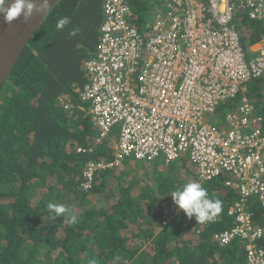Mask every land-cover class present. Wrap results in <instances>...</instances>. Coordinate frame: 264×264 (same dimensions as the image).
Masks as SVG:
<instances>
[{
	"label": "trees",
	"instance_id": "obj_1",
	"mask_svg": "<svg viewBox=\"0 0 264 264\" xmlns=\"http://www.w3.org/2000/svg\"><path fill=\"white\" fill-rule=\"evenodd\" d=\"M103 2L60 0L0 92V264H244V243L221 246L213 239L233 225L228 208L239 197L224 185L225 174L201 182L187 157L166 167L158 159L146 163V173L137 167L117 178L114 169L98 171L92 189H82L88 164L112 161L120 140L115 127L97 143L100 131L79 93L89 79L86 64L97 54ZM130 4L137 12L143 8L140 0ZM135 11L132 23L148 40L152 26ZM62 17L71 23L57 30ZM234 24L250 55L264 36L262 23L237 15ZM73 29L77 35L70 37ZM249 85L247 95L264 117V81ZM181 168L187 170L183 177L176 173ZM190 181L222 202L215 222L198 224L183 211L162 218L158 207L174 202L168 194ZM49 202L67 205L78 222L69 226L63 217L49 219ZM248 206L264 228V209L252 200ZM257 247L264 251V240Z\"/></svg>",
	"mask_w": 264,
	"mask_h": 264
},
{
	"label": "built area",
	"instance_id": "obj_2",
	"mask_svg": "<svg viewBox=\"0 0 264 264\" xmlns=\"http://www.w3.org/2000/svg\"><path fill=\"white\" fill-rule=\"evenodd\" d=\"M102 12L97 54L79 93L100 131L97 143L115 127L120 140L112 161L88 164L82 189H92L98 171H123L129 159L169 165L187 157L201 182L225 174L224 185L239 194L228 208L233 225L214 241H241L244 264H264L257 247L264 228L248 206L264 209V117L247 95L250 82L264 81V36L249 55L234 26L239 15L264 27V0H167L148 40L132 23L130 0H104ZM225 102L230 112L221 116ZM159 211L169 220L182 210L169 201Z\"/></svg>",
	"mask_w": 264,
	"mask_h": 264
},
{
	"label": "clouds",
	"instance_id": "obj_3",
	"mask_svg": "<svg viewBox=\"0 0 264 264\" xmlns=\"http://www.w3.org/2000/svg\"><path fill=\"white\" fill-rule=\"evenodd\" d=\"M50 5L51 0H0V17L3 18L4 23L9 25L20 18L23 19L25 24H28L34 14H47ZM70 23L69 17H62L57 21L56 28L57 30H63ZM77 32L78 29H73L69 33V36L74 37L77 35ZM252 102L255 104L253 100ZM120 171L119 169L118 172ZM168 195H171L174 204L189 219L195 217L198 224L213 220L222 210V202L219 199L210 198L207 189L200 182H187L181 188L171 191ZM47 209L49 219L55 220L58 217H63V223L69 226L75 225L78 222V217L73 213V210L65 204L49 202ZM89 264H96V261L91 260Z\"/></svg>",
	"mask_w": 264,
	"mask_h": 264
},
{
	"label": "water",
	"instance_id": "obj_4",
	"mask_svg": "<svg viewBox=\"0 0 264 264\" xmlns=\"http://www.w3.org/2000/svg\"><path fill=\"white\" fill-rule=\"evenodd\" d=\"M60 0H51L47 14H34L32 20L25 24L20 18L11 25L4 23L0 17V92L11 76L25 48L41 27L45 18Z\"/></svg>",
	"mask_w": 264,
	"mask_h": 264
},
{
	"label": "rangeland",
	"instance_id": "obj_5",
	"mask_svg": "<svg viewBox=\"0 0 264 264\" xmlns=\"http://www.w3.org/2000/svg\"><path fill=\"white\" fill-rule=\"evenodd\" d=\"M141 1V3L143 4V8H142V10L140 11V12H137V11H135L133 8V11H135V13H136V15H138V16H144V18L146 19V21H147V23L150 25V26H153L154 24H155V22H156V15H157V13H159L161 10H162V4L165 2V0H140ZM257 55H252L251 57H250V59H253V58H255ZM249 87H250V85H249ZM233 104H234V106L235 107H238L239 105H240V100H236V101H234L233 102ZM222 113H221V116H226L229 112H230V110L228 109V108H225V109H223L222 111H221ZM218 117V115L216 116V118ZM213 117H208V120H211ZM186 159V158H185ZM184 159V161H186ZM187 162H188V164L189 165H191V162L189 161V160H187ZM144 166H146V163L145 162H138V161H135V160H132V159H129V160H127V161H125V163L123 164V168L125 169V170H123V171H126V173H130L131 172V170H134V169H136L137 167H143L142 169H140V173H146V171L148 170V168H146V167H144ZM167 165H164V167H166ZM192 166V165H191ZM192 167H194V166H192ZM153 169H154V167H153ZM153 169H151V170H153ZM187 170L184 168H181V169H179V170H177L176 171V173H178V175H180V176H184V174H185V172H186ZM115 173H116V175H117V178L121 175V176H123L122 175V173L121 172H118V170L117 171H115ZM193 173H195L196 175H197V179H198V173L196 172V170H195V167H194V170H193ZM132 174V173H131ZM187 176V175H186ZM121 178V177H120ZM123 178V177H122ZM111 180V179H110ZM112 182H114V184H117V181H113V180H111V182L110 183H112ZM97 198H100L98 195H97ZM97 198L96 197H94L93 199H95V200H97ZM165 202H168V201H164V203ZM91 204V206H94L93 205V203H90ZM161 206V205H160ZM160 206L158 207V210L160 209ZM75 209V212H78V211H80L79 210V208H77V207H75L74 208ZM55 256V255H54ZM53 256V257H54Z\"/></svg>",
	"mask_w": 264,
	"mask_h": 264
},
{
	"label": "crops",
	"instance_id": "obj_6",
	"mask_svg": "<svg viewBox=\"0 0 264 264\" xmlns=\"http://www.w3.org/2000/svg\"><path fill=\"white\" fill-rule=\"evenodd\" d=\"M166 4H167V0H165V2L162 4V8H164L166 6ZM123 170H125V169L123 168Z\"/></svg>",
	"mask_w": 264,
	"mask_h": 264
},
{
	"label": "bare ground",
	"instance_id": "obj_7",
	"mask_svg": "<svg viewBox=\"0 0 264 264\" xmlns=\"http://www.w3.org/2000/svg\"><path fill=\"white\" fill-rule=\"evenodd\" d=\"M186 22L184 21V24H185Z\"/></svg>",
	"mask_w": 264,
	"mask_h": 264
}]
</instances>
